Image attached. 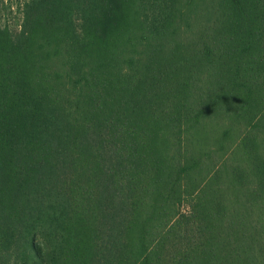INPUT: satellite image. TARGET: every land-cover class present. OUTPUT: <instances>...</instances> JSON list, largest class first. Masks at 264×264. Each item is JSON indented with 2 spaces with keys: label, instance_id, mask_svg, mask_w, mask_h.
<instances>
[{
  "label": "trees",
  "instance_id": "1",
  "mask_svg": "<svg viewBox=\"0 0 264 264\" xmlns=\"http://www.w3.org/2000/svg\"><path fill=\"white\" fill-rule=\"evenodd\" d=\"M0 264H264V0H26Z\"/></svg>",
  "mask_w": 264,
  "mask_h": 264
},
{
  "label": "rangeland",
  "instance_id": "2",
  "mask_svg": "<svg viewBox=\"0 0 264 264\" xmlns=\"http://www.w3.org/2000/svg\"><path fill=\"white\" fill-rule=\"evenodd\" d=\"M26 0H0V27L7 28L12 35L20 30L23 22V3ZM187 210V204L181 206Z\"/></svg>",
  "mask_w": 264,
  "mask_h": 264
}]
</instances>
